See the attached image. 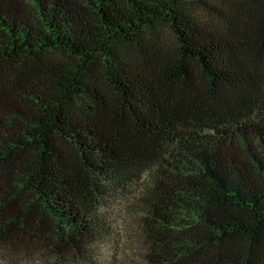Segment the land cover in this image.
<instances>
[{
  "label": "trees",
  "instance_id": "trees-1",
  "mask_svg": "<svg viewBox=\"0 0 264 264\" xmlns=\"http://www.w3.org/2000/svg\"><path fill=\"white\" fill-rule=\"evenodd\" d=\"M141 172L148 264H264V0H0V247L74 258Z\"/></svg>",
  "mask_w": 264,
  "mask_h": 264
},
{
  "label": "clouds",
  "instance_id": "clouds-1",
  "mask_svg": "<svg viewBox=\"0 0 264 264\" xmlns=\"http://www.w3.org/2000/svg\"><path fill=\"white\" fill-rule=\"evenodd\" d=\"M143 177L144 172H141L139 177L130 181L134 189L131 197L140 201L148 194V187H135ZM148 184L153 186L151 181ZM145 216L146 213L140 210L130 213L129 204L123 201L114 203L110 209L98 208L96 217L102 227L90 235L83 253L77 252L74 258L65 255L61 260L58 254L45 256L41 251L21 252L14 254V259H0V264H148L149 245L143 224Z\"/></svg>",
  "mask_w": 264,
  "mask_h": 264
},
{
  "label": "rangeland",
  "instance_id": "rangeland-1",
  "mask_svg": "<svg viewBox=\"0 0 264 264\" xmlns=\"http://www.w3.org/2000/svg\"><path fill=\"white\" fill-rule=\"evenodd\" d=\"M230 1L236 7L243 6L245 2V0H230ZM199 18L202 19L203 21H206V14L203 16H199ZM161 35H162V41L164 43V47L166 49L173 50L177 47V42L175 37L169 32L167 28L162 29ZM136 176L130 177L127 180L126 184H124V186L109 192L107 196L102 198V200L100 201L99 208L110 209L114 203L123 201L129 204L130 213H135L137 210L141 211L143 201H140L135 197H131V193L134 189L130 181ZM147 183H148L147 175L144 174L142 182L139 185H136L135 187L136 189H143L147 186ZM132 200H135L136 202H132ZM143 224H144V232H145L147 226L145 225L144 221ZM145 235H147L146 232ZM14 254L17 253L9 254L8 251L0 247V259H6V260L14 259L15 258Z\"/></svg>",
  "mask_w": 264,
  "mask_h": 264
}]
</instances>
